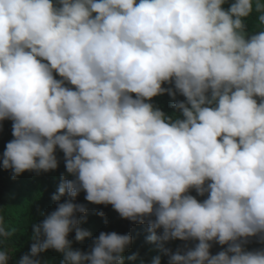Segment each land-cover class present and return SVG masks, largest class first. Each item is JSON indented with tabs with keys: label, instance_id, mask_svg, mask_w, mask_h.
<instances>
[{
	"label": "trees",
	"instance_id": "1",
	"mask_svg": "<svg viewBox=\"0 0 264 264\" xmlns=\"http://www.w3.org/2000/svg\"><path fill=\"white\" fill-rule=\"evenodd\" d=\"M0 264H264V0H0Z\"/></svg>",
	"mask_w": 264,
	"mask_h": 264
}]
</instances>
